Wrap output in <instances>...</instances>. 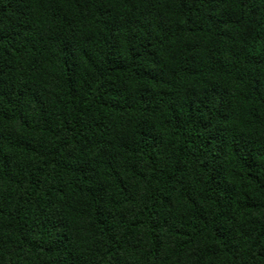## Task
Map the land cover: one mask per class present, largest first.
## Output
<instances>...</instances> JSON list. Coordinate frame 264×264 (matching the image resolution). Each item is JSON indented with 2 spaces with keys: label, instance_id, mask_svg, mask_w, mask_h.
Segmentation results:
<instances>
[{
  "label": "trees",
  "instance_id": "16d2710c",
  "mask_svg": "<svg viewBox=\"0 0 264 264\" xmlns=\"http://www.w3.org/2000/svg\"><path fill=\"white\" fill-rule=\"evenodd\" d=\"M0 264H264V0H0Z\"/></svg>",
  "mask_w": 264,
  "mask_h": 264
}]
</instances>
